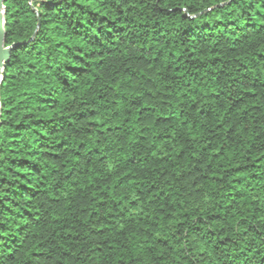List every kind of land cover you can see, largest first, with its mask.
<instances>
[{"label": "trees", "instance_id": "1", "mask_svg": "<svg viewBox=\"0 0 264 264\" xmlns=\"http://www.w3.org/2000/svg\"><path fill=\"white\" fill-rule=\"evenodd\" d=\"M0 264H264V0H3Z\"/></svg>", "mask_w": 264, "mask_h": 264}, {"label": "water", "instance_id": "2", "mask_svg": "<svg viewBox=\"0 0 264 264\" xmlns=\"http://www.w3.org/2000/svg\"><path fill=\"white\" fill-rule=\"evenodd\" d=\"M3 0H0V83L2 80V73L4 70L5 63L8 61L9 58V47H4V6L2 4ZM0 115H1V109H0Z\"/></svg>", "mask_w": 264, "mask_h": 264}, {"label": "clouds", "instance_id": "3", "mask_svg": "<svg viewBox=\"0 0 264 264\" xmlns=\"http://www.w3.org/2000/svg\"><path fill=\"white\" fill-rule=\"evenodd\" d=\"M5 47H10V45H6Z\"/></svg>", "mask_w": 264, "mask_h": 264}]
</instances>
